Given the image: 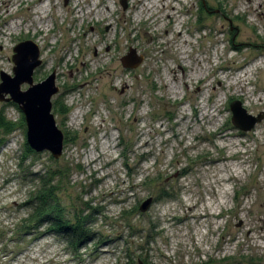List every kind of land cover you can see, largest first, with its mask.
Wrapping results in <instances>:
<instances>
[{
	"label": "rangeland",
	"instance_id": "rangeland-1",
	"mask_svg": "<svg viewBox=\"0 0 264 264\" xmlns=\"http://www.w3.org/2000/svg\"><path fill=\"white\" fill-rule=\"evenodd\" d=\"M3 1L0 75H13L14 47L32 40L42 61L34 83L55 74L52 113L64 137L75 138L64 139L56 159L48 151L25 152L26 126L10 135L0 130V264H264V120L242 131L230 109L239 100L249 114L264 113V0H171L176 12L187 11L184 35L199 25L208 35L193 33L189 47L203 75L179 83L182 70L172 60L171 90L161 85L164 60L148 48L124 53L142 58L137 67L113 51L109 72L82 68L72 37L91 31L99 37L108 26L91 28L76 15L101 0H53L47 14L35 13L38 0H7L14 5L9 15ZM108 4L115 22L140 9L131 0ZM159 18L165 28L174 24L166 13ZM116 28L111 38L115 30L124 35ZM155 57L158 74L147 83ZM59 103L70 107L67 115L57 111ZM0 113L13 122L22 114L2 101ZM44 177L52 179L63 220L81 222V234L51 223L24 225Z\"/></svg>",
	"mask_w": 264,
	"mask_h": 264
},
{
	"label": "bare ground",
	"instance_id": "bare-ground-1",
	"mask_svg": "<svg viewBox=\"0 0 264 264\" xmlns=\"http://www.w3.org/2000/svg\"><path fill=\"white\" fill-rule=\"evenodd\" d=\"M38 1L39 3L36 5V7H39L38 9L35 7V3L33 4V6L36 8V14L37 12L47 14L50 5H52V7H55L57 5V3L53 0ZM7 2V0L3 1L5 9V12H3L9 15L12 11L10 9L14 5H11ZM131 2L136 3L137 6L140 7L136 16L130 17L126 14H123L117 22L113 21L110 16V14L112 15V12L111 6L108 4L109 0H101L100 5H97V3H90V5H86L84 6V8L81 7L78 10V13L80 15L77 14L76 18H83L84 22H86L87 25H90L91 28H94V24L108 26V29L105 32L101 33L99 37H95L92 31L91 33L84 32L80 37H72V39L79 41L76 46H78L79 48L78 60L83 63L82 68L85 69L95 67L97 68L99 73H101L102 70L99 69H101L102 67L104 72H109V64H111L112 61L114 63L116 60V57L112 56L113 51L117 55L120 54L122 56V60L124 57V53L129 48L135 47L137 49L139 48L140 50H142V48H148L149 52H153L155 56H158L156 54H160V56L158 57L165 62L162 69L164 70V79L161 83L165 90H171V80L168 77V73H172L174 75L173 79H176L175 69L171 67L173 63L172 60L175 61L178 64V68L182 70V77L179 80V83L180 81H183V83L188 86L189 82H192L194 79L201 77L203 75V69L197 71L193 67V65L202 63V61L198 60L197 57L192 56V53L189 52V47L192 46L193 33L195 35L200 34L198 35V38L200 39L208 36L207 31L205 33L207 36H201V32H203L204 29H200L204 28V26L206 25L195 26V29H193L191 32H186V34H188V36H186L183 34L180 25L181 23H186V20L182 18V16L187 15V11L185 12L182 8L180 12H176L174 5L171 3V0H131ZM134 7H136L135 4H133V8ZM29 8L30 7L28 6V11ZM161 9L164 10L163 13L161 12ZM238 10L240 11V9ZM113 12L116 11L114 10ZM107 13L109 15H106ZM164 13L167 14V17L169 19H173L174 21V24L172 26L170 24L169 28H165L163 20L160 19L161 17L159 18V16ZM142 15H144V17H142ZM71 18L73 19V16ZM249 24L253 25L252 21H250ZM142 26L144 27L139 29V27ZM116 27H120L122 31L124 30V35L122 34L118 36L119 33L117 30H115L116 36L114 38H111V32ZM163 27L166 30L162 33L161 29ZM12 28L13 30L16 29L15 24L12 26ZM170 34L174 35L175 37L171 36ZM96 49V55L91 56L90 52ZM156 58L157 57L152 59L149 65V72L145 74L144 79L147 83L151 82L153 75L158 74V69L155 63ZM108 59L109 64L107 63ZM111 66L115 65L111 64ZM186 68L189 70V75H186ZM102 77L103 75L100 74L95 76L94 78L96 80H99V78ZM108 77L111 78V74L108 73ZM91 83L92 81L87 78L82 79V84L86 88ZM172 88L174 92H178V84H173ZM166 97L168 99L167 94ZM108 148L109 144L104 142L103 149L105 150Z\"/></svg>",
	"mask_w": 264,
	"mask_h": 264
},
{
	"label": "water",
	"instance_id": "water-1",
	"mask_svg": "<svg viewBox=\"0 0 264 264\" xmlns=\"http://www.w3.org/2000/svg\"><path fill=\"white\" fill-rule=\"evenodd\" d=\"M13 52V75L5 72L0 75V101L12 102L21 110L26 123L28 146L34 152L48 151L53 158L58 159L63 152L65 137L52 113V98L59 92L55 74L34 83V71L42 61L40 50L32 40L21 41L14 47ZM122 62L127 67H137L142 58H137L135 52L131 51L123 57ZM23 85H27V88L22 89ZM230 109L233 124L242 131H250L264 120V113L256 116L249 114L239 100L232 102ZM151 202L152 199L145 201L141 210L146 211Z\"/></svg>",
	"mask_w": 264,
	"mask_h": 264
},
{
	"label": "trees",
	"instance_id": "trees-1",
	"mask_svg": "<svg viewBox=\"0 0 264 264\" xmlns=\"http://www.w3.org/2000/svg\"><path fill=\"white\" fill-rule=\"evenodd\" d=\"M57 111L63 115H67L70 112V107L59 103ZM19 126H26L23 114L20 115L18 122H13L12 120L7 119L4 113H0V130L4 133V135H10ZM74 138L75 136L70 137L68 134L65 136L66 140H73ZM25 152L31 153L33 150L28 145H26ZM45 177L42 179L40 188L34 192L30 200L34 201L35 205L32 213L23 219L24 225H36L35 228H38L43 223H51L55 229H67L81 234L83 229V224L81 222L77 221L74 223V225L72 224V226H70L63 220L62 207L59 206V203L55 197L56 190L54 186L50 185L52 179L49 180Z\"/></svg>",
	"mask_w": 264,
	"mask_h": 264
}]
</instances>
